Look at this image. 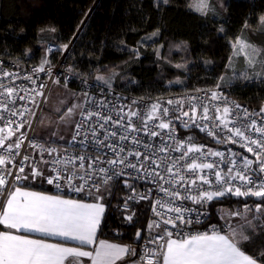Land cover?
<instances>
[{
    "label": "snow or ice",
    "instance_id": "snow-or-ice-1",
    "mask_svg": "<svg viewBox=\"0 0 264 264\" xmlns=\"http://www.w3.org/2000/svg\"><path fill=\"white\" fill-rule=\"evenodd\" d=\"M171 2L172 0H157V7ZM187 7L206 17L217 14L212 0H193V3L188 4ZM221 7H223L222 3ZM260 23V31L264 33V16L260 17ZM245 27L247 28L248 25L245 24ZM50 31L54 32L55 29L52 28ZM218 31L223 32V27L221 26ZM232 46L235 53L245 54L248 65L255 73L254 76L245 75L243 78L259 79L264 82V48H259L242 37L236 38ZM63 47L66 49L67 45ZM48 63L46 58L43 59L40 66L33 71H45L44 65ZM257 64L261 69L258 72L255 70ZM10 75L13 74L3 73L5 77ZM25 79L31 80L32 77L27 76ZM96 79L107 84L111 92V84L103 76H97ZM220 87L221 85L217 84L216 90H207L204 97L208 101H218L217 104L210 105L198 96H191L189 110L183 111V100L169 99L166 103L177 105L182 117L188 118L184 121V127L195 126L216 139L218 143H241L248 153L255 156V160L247 156H243L240 160H228L230 166L225 172L215 161L203 162L209 156L220 157L221 162H224L225 153L212 149L205 151V146L196 144L192 137H188L187 140L175 139V129L169 116L170 110L159 101L148 106L147 112H141L133 107L137 104L135 100L127 106L121 104L109 108L106 99L96 101L88 92H84L83 103L87 107L75 105L68 109V114H72L74 108H80L82 121L76 124L72 140L76 141L77 137L81 136V129L87 125V130L83 132V139L79 143L82 148L89 147L86 142L90 135L92 153L84 152V154L54 159L52 163L58 167H53L48 175L39 168H32L31 178L42 177L48 184H54L57 188L61 187L60 182L63 180L76 192H83L87 187L90 195L93 190L97 194L96 202L84 203L28 192L16 187L8 194L6 204L0 210V225L17 233L21 230L37 232L78 241L81 246L93 245L96 243V231L105 212V204L101 202L105 198L104 193L109 190L110 182L115 178L127 176L131 180L143 179L154 182L158 190L167 197V199H157L152 204L153 213L160 219L148 224L149 232L154 228L161 229V232L156 237L150 238L148 243H159L163 240L164 244L159 249L144 248L139 254V259L133 261V264H264V243L252 248L251 254L246 251L250 244L254 243V236H264V158H262L264 157V107H261L259 112L242 108L239 104L229 102L223 92L219 91ZM0 88L4 89L0 92V96L6 95L11 103L15 104L13 97L18 95L17 89L2 84ZM22 91H25L26 95L36 92L35 89H22ZM200 91L202 90L197 89V92ZM36 95L42 96L43 93L36 92ZM19 99L24 100L25 96H19ZM29 99L33 104L35 103L34 97ZM0 109L9 112L13 117L17 115L23 117L25 113L31 111L26 105L22 110L9 108V104L3 101H0ZM175 118L181 119V116ZM4 119L0 116V120ZM198 120L203 123H199ZM13 123L15 121L5 120V126L0 127V148L6 147L9 154L16 150V154L19 155L18 150L23 144L22 138H18L14 144H5L24 126L23 123H19L14 130L11 127ZM141 132L148 137L147 141L140 137ZM224 132L228 133L226 137L223 136ZM249 133H255L257 137L253 138ZM156 137H160L161 141L158 146L151 143ZM30 146L39 147L41 155L45 151L49 155L58 151L56 148H44L43 145L35 143H31ZM170 151L179 152L180 155L170 157L167 155ZM193 154L199 155L193 156ZM232 155L237 154L232 153ZM13 159L11 155H0V169H2L0 189L7 184V176L13 175L8 168ZM28 159V156L23 157L18 173H24L23 162ZM186 160L191 162L180 164L181 161ZM181 167L186 172L192 173V176L182 174ZM128 169L131 171H126ZM205 170H211L215 176V185L208 178ZM29 178L27 175L14 176L17 181ZM129 179L124 180V185L132 195L125 200V211L128 210V200H134L137 196L136 189L129 183ZM74 181L80 183L73 187ZM198 181L200 185H209L215 190L203 189L198 186ZM166 184L170 187H165ZM181 188L184 189L183 194L179 190ZM193 189H195L194 193ZM150 193L151 189L147 194L139 195V199H149ZM229 195L257 197L261 203H256L254 209L244 203L242 211L224 213L221 218L225 220V225L222 228L210 224L206 231L190 234L181 239H172L173 232L168 230V225L173 229H179L181 225L189 227L194 223L210 221L213 217L207 211L209 203ZM177 201L180 203L177 204ZM184 201H191L198 207H187ZM167 213L171 215H166ZM133 215L129 214L124 219L132 222ZM236 217L240 218L241 222L233 225L231 220ZM180 234V231L176 232V235ZM136 237L137 239L141 237L140 231L136 232ZM128 256H137L136 250L127 246L109 244L103 240L93 251H86L83 247H66L62 244L47 243L44 240L13 234L12 231H0V264H84L82 258H88L91 264H116L117 261Z\"/></svg>",
    "mask_w": 264,
    "mask_h": 264
},
{
    "label": "trees",
    "instance_id": "trees-1",
    "mask_svg": "<svg viewBox=\"0 0 264 264\" xmlns=\"http://www.w3.org/2000/svg\"><path fill=\"white\" fill-rule=\"evenodd\" d=\"M189 2L172 0L157 7V0H0V59L37 64L47 45L72 41L65 63L77 78L99 82L98 75L115 71L108 76L113 88L155 96L219 84L221 77L229 76L231 45L238 37L264 48L260 31L264 0H212L217 14L207 17L187 7ZM221 26L223 32L218 31ZM237 61L240 70L243 60ZM238 83L225 85L228 82L223 80L221 86L239 103L259 110L264 105V82ZM68 87L80 92L76 80ZM113 191L98 236L135 245L144 235L148 206H138L128 222L120 207V189L113 187ZM244 203L252 207L261 200L230 197L215 201L209 207L210 222L221 224L217 207L235 211ZM137 231L141 232L139 239ZM253 239L246 249L249 254L264 243V236Z\"/></svg>",
    "mask_w": 264,
    "mask_h": 264
},
{
    "label": "built area",
    "instance_id": "built-area-1",
    "mask_svg": "<svg viewBox=\"0 0 264 264\" xmlns=\"http://www.w3.org/2000/svg\"><path fill=\"white\" fill-rule=\"evenodd\" d=\"M72 41H70L67 45V48L65 49L63 45L60 46H54V45H47L45 49V54L43 59H47L49 61L48 64H45V71L43 72H35L33 69L40 66L42 60L37 64H22L14 61H4L0 59V84L4 85L5 87H14L17 89L18 95L13 97L15 99V104L11 103L10 98L5 96H0V101L6 102L9 104V108H15L22 110L23 107L26 105L31 111L25 113L23 117H20L19 115L13 117L10 115L9 112H5L2 109H0V116H3L5 119L0 120V127L5 126V120H12L15 121L11 125V127L15 130L16 125L19 123H23V127L20 128L19 131L15 132V135L11 137V139L7 140L5 144H14L15 141L18 138L23 139V144L21 145V148L18 150L19 155L16 154V150H14L11 154H9L5 148H0V155H11L14 157L12 160V163L8 165V168L11 170L13 175L7 176V184L4 186V188L0 189V210H2L6 199L8 197L9 192L11 189L16 188L18 186H32L34 188H42L46 189L54 194L65 196L73 199L78 200H84L88 201L91 200L93 197H95L97 194L93 190L92 194H89V190L87 187H85V190L83 192H76L72 190V187H70L66 181H61V187L57 188L54 184L50 185L47 183L46 179L42 177L38 178H31V169L32 168H39L41 171L45 173V175L50 174V170L53 167H58L57 165H54L52 162L54 159H61L69 155H77V154H84V152H87L89 154L92 153L93 149L91 147V136L89 135V140L86 142L89 144V147L82 148L79 141L83 139V132L87 130V125L83 129H81V136L77 137L76 141L72 140L73 135H75L76 131V124L80 123L82 121V117L80 114H78L72 131L70 138L66 143L59 144L54 142H43L38 139H36L33 136L34 129L36 127V124L39 120L40 114L42 112L43 106L47 101L48 95L50 93L51 88L54 85H60V86H69V84L72 81H77L80 85V93L81 95L84 92H88L91 97H93L96 101L104 100L106 99L108 103V107L111 108L113 105H116L117 107L119 105H130L133 100L137 101L136 105H133L134 108L139 109L141 112H147L148 106H150L152 103H155L159 101L164 107L169 108V116L172 118V123L175 129V139L176 140H187L188 137H192L193 141L200 145L205 146V151L207 149H212L213 151H219L225 153V160L224 162H221L220 157H207V159L203 162H213L215 161L219 168L224 169V171H227L228 165L227 161L231 159L240 160L243 156H247L249 159L255 160V156L252 153H248L246 148L241 146V143H230V142H223L218 143L216 139H213L212 137L208 136L205 132L200 131L199 128L192 126V127H184V121L187 120V117H182V112L178 111L177 105H168L166 102L169 99L172 100H183V111L189 110V97L191 96H198L200 97L203 102L209 103L210 105L219 103L218 101H208L204 99L205 92L207 90H216V85L211 87H204V88H195L190 90H178V91H172L167 92L155 96H144V95H138L133 93H128L125 91H121L118 89H115L111 86V92H109V88L105 84L98 83L96 81H91L86 78H77L75 74L72 72L70 67L66 65L65 58L66 55L71 47ZM50 50V51H49ZM57 54V56H55ZM50 69V71H49ZM4 72L11 73L13 75H10L8 77L3 76ZM31 76L32 79L28 80L25 79V77ZM35 81V83H33ZM42 86V87H41ZM23 90H30L35 89L36 92H42L43 95H36V92H30L28 95L25 94V91ZM197 89H200L202 91L197 92ZM4 89L0 88V92H3ZM219 91L223 92V94L228 98L229 102L234 104H239L242 106V108H247L249 111H256L259 112V110L251 108L248 104H242L236 101L234 98H232L228 93L227 89L220 87ZM19 96H25L24 100H20ZM29 97H34L35 103L33 104ZM81 107H87V105H84L83 103V95H82V105ZM125 111H127V108H125ZM80 112V111H79ZM212 114V113H210ZM181 116V119H176L175 117ZM199 123H203V121H199ZM259 123V120H258ZM151 127V122L150 125ZM158 130V129H157ZM21 133H23V137H21ZM140 137L147 141L148 137H145L144 134L141 132ZM228 135L227 132L223 133V136L226 137ZM249 135L253 136V138L257 137V134L255 133H249ZM31 143H35L37 145H43L44 148H56L58 151L54 152L52 155H49L46 151L43 152V155H41V149L39 147L33 148L30 146ZM151 143L153 145L158 146L161 141L160 137L154 138ZM169 143H173V141H169ZM66 150V151H65ZM232 153H236V156H233ZM164 155V154H160ZM170 157H178L180 155L179 152L170 151L168 154ZM199 154H193V156H196ZM24 156H28L29 159L27 161L23 162V166L25 168L24 173H18V169L20 166V162L22 161ZM264 158V157H262ZM134 159V158H131ZM47 161V163H45ZM171 161H169L170 163ZM191 160L181 161L180 164L183 165L185 163H190ZM255 167V165H254ZM2 171V169H0ZM126 171H131L130 169ZM182 174L191 177L192 173L186 172L183 167H181ZM205 173L208 175V178L213 182V185H215V176L212 174L211 170H205ZM16 174H19L21 176H29L30 178L28 180H20L17 181L14 179V176ZM129 179L127 176H121L118 178H115L113 181L110 182V193L109 197H111L114 193L113 187H118L120 189L121 193V209H124V203L128 196L132 195V192L125 187L124 180ZM80 183V181H74L73 187L75 184ZM129 183L133 184V186L136 189V199L134 200H128V210L125 211L126 215L129 214H136L137 207L141 204H147L148 206V220L147 225L144 230V235L141 237V239L138 241L135 245H129V248L135 249L137 252V256H128L125 257L126 261L133 262L137 261L139 259V254L143 251L144 248H152V249H159L165 241H159V243H148V240L150 238H154L157 236L158 233L161 232V229L152 230L151 232L148 231V224L153 220H158L160 217H156L155 214L152 211V204L157 199H167V197L164 196V193L160 192L158 190L157 185L154 182H151L150 180H143V179H137V180H131L129 179ZM198 186L202 187L203 189L208 190H215L214 187H210L209 185H200V182L198 181ZM165 187H170V185H164ZM149 189H151L150 198L141 200L139 199V195H144L149 192ZM181 193H184V189H179ZM195 192V189H193V193ZM257 198V197H235V196H226L223 198ZM109 199V198H108ZM222 199V198H220ZM219 199V200H220ZM218 200H213L209 203L207 207V211L210 215L209 207L210 205ZM180 201H177V204H179ZM185 206L187 207H198L196 205H193L191 201H184L183 202ZM166 215H171V213H167ZM194 216V214H193ZM203 220V218H201ZM210 224L216 225L217 228H222L224 225L219 224L217 222H210V221H204L200 224H193L189 227H184L181 225L179 229H173L169 226L168 230L173 232L174 238H185L187 235L195 234L197 232H203L208 230V226ZM163 227V225H162ZM226 230V229H225ZM180 231V235H176V232ZM223 233V232H222Z\"/></svg>",
    "mask_w": 264,
    "mask_h": 264
},
{
    "label": "rangeland",
    "instance_id": "rangeland-1",
    "mask_svg": "<svg viewBox=\"0 0 264 264\" xmlns=\"http://www.w3.org/2000/svg\"><path fill=\"white\" fill-rule=\"evenodd\" d=\"M191 3H193V0H190L189 4ZM190 9L196 12L193 8ZM158 49L159 47H157V50ZM238 59L243 60V67L240 70L237 65ZM255 70L257 72L261 70L259 64H257ZM113 72L111 71L108 72L107 74L98 75V76H103L105 80H107L108 83L111 84L112 78L108 76ZM228 73L229 76L227 75L226 78L223 77V80H226L228 82V84L225 85L233 86L235 84H239L238 82H240V84L242 85L261 82L259 79L248 80L243 78L245 75L254 76L255 73L248 65L247 60L245 58V54L235 53L233 46H232V56L229 62ZM223 80L221 79L219 80L220 85L222 84ZM98 83L105 84L103 81H99ZM75 105H80V106L82 105V95L79 91H75L69 88L68 86L54 85L50 90L46 103L43 106L39 120L34 129L33 136L36 139L43 142H54L59 144L66 143L70 138L74 122L80 111V108H74L73 113L70 115L68 114V109L73 108ZM109 191L110 189L104 193V197H105L103 200L104 203H106V200L110 198L109 195H111V193ZM251 208L254 209L255 205L252 206ZM242 210L243 208L240 211ZM229 211L231 210L227 208H222V207L216 208L217 215L222 225H225V220L222 219L221 217L224 215V213ZM251 215L252 214L250 213L249 216ZM240 222H241L240 218L238 217L232 218L231 220V223L233 225H238Z\"/></svg>",
    "mask_w": 264,
    "mask_h": 264
},
{
    "label": "crops",
    "instance_id": "crops-1",
    "mask_svg": "<svg viewBox=\"0 0 264 264\" xmlns=\"http://www.w3.org/2000/svg\"><path fill=\"white\" fill-rule=\"evenodd\" d=\"M18 187H20L22 190L28 191V192H36V193H40V194L48 195V196H58V197H61L63 199L78 200V199H73V198H69V197H65V196H60V195L54 194V193H52L50 191H47V190L46 191H40V190L32 189V188H30L28 186H18ZM14 190H15V188L11 189L10 192H12ZM6 201H7V199H6ZM78 201H81V202H84V203H94V202H96L95 201V197H93L91 200H88V201H84V200H78ZM101 202L104 203L103 201H101ZM106 202H107V200H106ZM5 204H6V202H5ZM104 204L106 206V203H104ZM103 217H104V214H103ZM103 217H102V220H101V224H102V221H103ZM101 224H100V226H101ZM100 226H99V228H100ZM99 228L96 231V237H95L96 243L93 244V245H84V246H81L78 241L65 240L64 238L59 237V236H47V235H44L42 233H37V232H24L23 230H21L19 233H17V232H15V230L6 229L2 225H0V231H12L13 234L24 235V236H27L28 238H31V239L44 240L47 243L62 244L64 246H66V247H83L84 250H86V251H93L95 249V247H97L99 245V242L101 240L106 241L109 244L119 245V246H122V247L123 246L129 247V245H126V244H123V243H120V242L110 241V240H105V239L100 238L98 236ZM153 230H157V229L154 228ZM222 234H224V233H222ZM172 239H179V238L172 237ZM82 259L84 260V264H91V261L88 258H82ZM116 264H133V262H128L124 258L122 260L117 261Z\"/></svg>",
    "mask_w": 264,
    "mask_h": 264
},
{
    "label": "water",
    "instance_id": "water-1",
    "mask_svg": "<svg viewBox=\"0 0 264 264\" xmlns=\"http://www.w3.org/2000/svg\"><path fill=\"white\" fill-rule=\"evenodd\" d=\"M262 107H264V105L262 106ZM169 227H171V225H168ZM172 228V227H171Z\"/></svg>",
    "mask_w": 264,
    "mask_h": 264
},
{
    "label": "bare ground",
    "instance_id": "bare-ground-1",
    "mask_svg": "<svg viewBox=\"0 0 264 264\" xmlns=\"http://www.w3.org/2000/svg\"><path fill=\"white\" fill-rule=\"evenodd\" d=\"M226 231V230H225Z\"/></svg>",
    "mask_w": 264,
    "mask_h": 264
}]
</instances>
